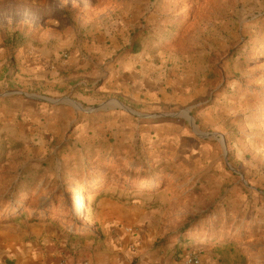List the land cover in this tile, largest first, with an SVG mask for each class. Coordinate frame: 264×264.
Here are the masks:
<instances>
[{"label": "rangeland", "instance_id": "374dc122", "mask_svg": "<svg viewBox=\"0 0 264 264\" xmlns=\"http://www.w3.org/2000/svg\"><path fill=\"white\" fill-rule=\"evenodd\" d=\"M41 37H115L106 60L144 57L165 89L130 111L80 104L84 80L25 88L16 50ZM108 227L147 258L264 264V0H0V264H53Z\"/></svg>", "mask_w": 264, "mask_h": 264}, {"label": "crops", "instance_id": "0c3cea01", "mask_svg": "<svg viewBox=\"0 0 264 264\" xmlns=\"http://www.w3.org/2000/svg\"><path fill=\"white\" fill-rule=\"evenodd\" d=\"M63 39L55 37L56 44L48 46L46 37H41L37 45L30 42L19 47L16 50L18 83L28 89L33 86L46 88L50 94L55 89L60 91L67 82L84 80L74 85V97L80 104L86 103V99L94 94L112 96V101L120 102L124 109L130 111V104H142L143 95L155 98L159 90L165 89V75L153 69V64L146 62L144 57L136 60H106L118 50V46L108 45V42H114L115 37H93L91 45L81 44L76 37H70L69 42ZM65 50H71V58L59 63L60 54ZM91 69L92 72H88ZM62 72L72 74L63 79L60 77ZM87 80L94 81V84L102 81V84L87 94V88H78L81 84L87 86ZM114 210L108 211L110 216L114 215ZM101 233L100 236L90 235L84 243L67 244L70 249L66 245L54 247L56 254L52 258L53 264H185L184 261L173 259L147 258L142 248L139 249L141 244H136V249L129 247L130 243L125 241L122 229L108 227ZM69 254L72 257L65 258Z\"/></svg>", "mask_w": 264, "mask_h": 264}, {"label": "trees", "instance_id": "16d2710c", "mask_svg": "<svg viewBox=\"0 0 264 264\" xmlns=\"http://www.w3.org/2000/svg\"><path fill=\"white\" fill-rule=\"evenodd\" d=\"M126 52H129L131 54H139L142 50L141 48V45L140 43H137V42H132L131 44H129L127 47H126ZM81 190V189H80ZM188 234V229L185 228L182 232H180V235L183 237V239H180V243L182 245H185L187 246L188 249H190V245H195V244H199L197 243L198 242V239H192V237H189ZM173 238V237H172ZM210 245L213 244L212 242L209 243Z\"/></svg>", "mask_w": 264, "mask_h": 264}, {"label": "water", "instance_id": "95a60500", "mask_svg": "<svg viewBox=\"0 0 264 264\" xmlns=\"http://www.w3.org/2000/svg\"><path fill=\"white\" fill-rule=\"evenodd\" d=\"M28 98L36 99V100H39V101H44V102H47V103H52V104H55V105L62 103V101H50V100H47V99H44V98H40V97H35V96H29ZM66 101L74 103L79 109H81L82 111L88 112V113H93L95 111L103 109V107H100V108H97V109H92V110L86 111V110H84L82 108V106H80L76 102L70 101L68 99H66ZM136 115H137V117H139L140 119H143V120L152 118V116H147V115H141V114H136ZM162 117H164V118H166V117L177 118V117H179V114H177V115H162ZM190 121H191V123H193L192 120H190Z\"/></svg>", "mask_w": 264, "mask_h": 264}, {"label": "built area", "instance_id": "2783aa9c", "mask_svg": "<svg viewBox=\"0 0 264 264\" xmlns=\"http://www.w3.org/2000/svg\"><path fill=\"white\" fill-rule=\"evenodd\" d=\"M190 264H199V261L196 260V261H194V262H190Z\"/></svg>", "mask_w": 264, "mask_h": 264}]
</instances>
